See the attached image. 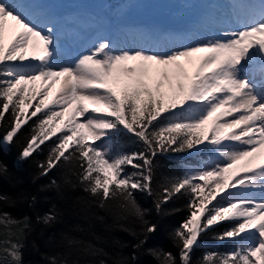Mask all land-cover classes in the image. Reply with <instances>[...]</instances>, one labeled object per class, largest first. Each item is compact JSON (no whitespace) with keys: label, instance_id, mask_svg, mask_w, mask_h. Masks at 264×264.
<instances>
[{"label":"snow or ice","instance_id":"1","mask_svg":"<svg viewBox=\"0 0 264 264\" xmlns=\"http://www.w3.org/2000/svg\"><path fill=\"white\" fill-rule=\"evenodd\" d=\"M31 8L25 0H0V122L7 121L2 141L11 143L36 117L21 159L55 137L39 165L41 175L76 161L79 183L101 208L116 200L124 214L141 218L145 210L134 192L151 194L157 153L211 147L216 161L171 180L156 204L159 210L176 194L189 198V216L174 232L180 264H192L200 235L224 222L229 227L217 239H229L234 247L206 253L202 264H264V5L238 30L206 42L117 49L98 38L71 63L56 62L53 27L38 23L41 17L34 19ZM122 129L143 147L133 152L115 147L110 141ZM129 166L135 170L128 171ZM6 173L7 166L0 164V176ZM0 202L13 203L3 193ZM42 219L49 224L57 215L49 212ZM145 224L147 233L156 231L155 224ZM0 226V264H22L29 218L0 211ZM146 241L147 236L133 247ZM66 242L80 245L85 255L103 253L72 237ZM149 251L163 255L161 264H176L170 252ZM50 264L69 262L51 257Z\"/></svg>","mask_w":264,"mask_h":264},{"label":"trees","instance_id":"2","mask_svg":"<svg viewBox=\"0 0 264 264\" xmlns=\"http://www.w3.org/2000/svg\"><path fill=\"white\" fill-rule=\"evenodd\" d=\"M6 117L10 119L8 114ZM35 120L36 117H33L22 125L11 143L2 141L7 121L0 122V164L7 166V173L0 176V193L9 195L13 201L0 202V211L9 212L17 219L27 216L30 221L22 239V264H50L51 257L58 260L67 258L69 264H99L101 260L105 264H161L163 255L157 258L150 249L170 252L176 257V264H180L174 232L189 216V198L176 194L162 202L159 210L156 204L161 201L163 189L171 180L182 176L189 166L200 165L211 157V147L198 145L184 151L157 153L152 164L151 194L148 191L134 192L137 204L145 210L141 218L124 214L116 200L101 208L98 198L86 192L79 183L81 169L76 161L62 162L46 175H41L39 165L46 161L55 137L46 141L30 157L21 159L20 152L32 134ZM110 142L127 152L143 147L123 129ZM134 170L129 166L128 171ZM32 196L36 197L34 202ZM49 212L56 213L57 219L45 224L42 218ZM145 221L155 224L156 231L147 233ZM227 227L229 224L224 222L200 235L199 246L192 253V264H202V257L208 252L225 253L234 247L229 239H217ZM145 236L146 243L138 249L134 248ZM68 237L87 242L96 249H102L103 253L85 255L80 251V245L70 247L67 244ZM3 238L4 230L0 226V240ZM134 252L135 260L132 259Z\"/></svg>","mask_w":264,"mask_h":264},{"label":"rangeland","instance_id":"3","mask_svg":"<svg viewBox=\"0 0 264 264\" xmlns=\"http://www.w3.org/2000/svg\"><path fill=\"white\" fill-rule=\"evenodd\" d=\"M38 1L39 12L33 18L41 17L44 23L50 22L46 26L53 27L57 63L73 62L98 38H107L117 49H171L206 42L220 34L201 0ZM225 5L231 7V0H225ZM249 15L244 14L242 24ZM13 23L8 22L9 29ZM253 75L260 80L258 72L250 71L249 76ZM216 159L213 151L209 159L189 166L187 171L210 166Z\"/></svg>","mask_w":264,"mask_h":264},{"label":"bare ground","instance_id":"4","mask_svg":"<svg viewBox=\"0 0 264 264\" xmlns=\"http://www.w3.org/2000/svg\"><path fill=\"white\" fill-rule=\"evenodd\" d=\"M25 2L32 5L30 10L33 16L39 12L38 0H25ZM201 2L205 10L213 17L211 23L214 30L220 34L238 30L242 25L244 14L258 11L260 6L264 5V0H231V7L225 5V0H201ZM39 23H44V19H40Z\"/></svg>","mask_w":264,"mask_h":264}]
</instances>
